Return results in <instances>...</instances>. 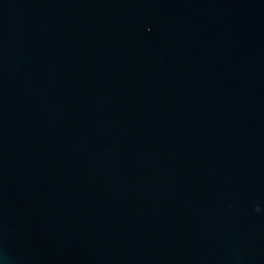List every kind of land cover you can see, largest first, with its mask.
I'll return each instance as SVG.
<instances>
[{
  "label": "water",
  "instance_id": "water-1",
  "mask_svg": "<svg viewBox=\"0 0 264 264\" xmlns=\"http://www.w3.org/2000/svg\"><path fill=\"white\" fill-rule=\"evenodd\" d=\"M0 264H264V0H0Z\"/></svg>",
  "mask_w": 264,
  "mask_h": 264
}]
</instances>
